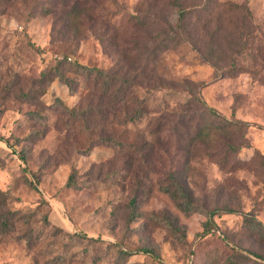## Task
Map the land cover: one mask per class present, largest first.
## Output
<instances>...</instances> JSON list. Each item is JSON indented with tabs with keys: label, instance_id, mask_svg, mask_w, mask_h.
Listing matches in <instances>:
<instances>
[{
	"label": "rangeland",
	"instance_id": "obj_1",
	"mask_svg": "<svg viewBox=\"0 0 264 264\" xmlns=\"http://www.w3.org/2000/svg\"><path fill=\"white\" fill-rule=\"evenodd\" d=\"M167 1L90 0L91 18L78 17L71 25L77 32L65 36L61 12L38 9L17 19L11 7H0V189L12 197L0 209L19 211L15 229L0 228V264H160L136 252L141 247L165 264H229L231 256L258 264L252 252L264 257V50L257 53L262 65L251 72L230 62L214 66L204 60L211 42L203 27L209 9L207 30L221 14L222 42L236 30L228 22L243 14L223 12L218 1L242 5L254 18L246 23L252 44L264 45V0H181L184 7L201 5L189 19L198 46L186 43L184 33L179 46L161 53L153 85L131 86V95L149 104L136 122L127 118L137 108L133 99L109 104L85 72L64 62L68 56L134 75L139 66L128 68L127 47L151 48L162 38L165 21L176 19ZM158 75L164 80L156 90ZM183 79L219 115L244 123L236 134L240 146L223 166L219 154L186 147L170 124H157L191 97L187 86L172 85ZM175 170L187 181L195 212L181 211L160 188ZM133 199L138 216L130 222ZM214 209L212 229L205 230L206 211ZM161 213L178 220L185 238L154 221L152 214ZM114 243L135 253L125 257Z\"/></svg>",
	"mask_w": 264,
	"mask_h": 264
},
{
	"label": "trees",
	"instance_id": "obj_2",
	"mask_svg": "<svg viewBox=\"0 0 264 264\" xmlns=\"http://www.w3.org/2000/svg\"><path fill=\"white\" fill-rule=\"evenodd\" d=\"M89 1L90 0H47L45 2L42 0H0V7H11L17 19L33 17L38 9H43L45 15H55L61 12L63 29L58 31L60 33L63 32L65 36V34H68L70 31L74 34L77 32V25L75 28V26L72 27V24L77 21L78 17L85 15L91 18L88 12L90 7H87L88 4H91ZM94 2H97V0H94ZM218 2L226 9L223 12L230 11L234 14L236 12H241L243 17L232 19L228 22V26H232V28L236 29L235 33H227L226 37L223 38L221 42L218 34H221L225 30L221 21V14L218 13L216 15L218 19L217 26L210 31L206 28L212 24L213 12L210 9L207 11L206 16L208 19L205 20L203 27L207 31L206 36L207 40L211 42V47L208 55L204 56V60L211 62L214 66H217L218 63L230 62L232 68L238 66V71L251 72L250 69L252 70L262 65L263 62L259 63L260 57L258 58L257 53L259 54L261 50H264V45L260 44L254 47V43L252 44L250 40L251 33L248 32L247 28L249 26H247L246 23L248 21L249 24L253 22L254 18L252 17V12L242 5L234 4L226 6L222 1ZM167 5L176 8V19L165 21L166 26L163 28V32L160 33L162 38L158 39V42L151 48L146 44H142L143 46L135 45L127 47L126 55L129 56L130 61V63L128 62V68L131 69L132 65L136 64L139 66V69L134 75L127 76L126 74H117L119 70L113 72L97 67L85 66L75 61L69 62L68 56L64 59V62L70 65H76L80 70L85 72L87 75L86 77L89 78L88 80L93 81L94 88L99 89V97L108 98L109 104L120 100L133 99V102L137 104V108L131 111V114L127 115L130 121L136 122L140 120L148 114L149 109V104L145 96L143 98H138L131 95V91H129L131 86L135 84L143 86L146 84L153 85V78L156 76V65L161 53L170 50L172 47L170 45L171 43H174V46H179L183 42L182 35L184 33H186V43L188 41H193L191 44L196 45L197 42L194 40L196 38L195 36H198L197 30L193 27H189V19L190 16L195 13L196 8L201 5L197 4V7L186 5V7H184L181 0H168ZM59 7L61 8L59 9ZM144 21L139 23L137 28L141 29L142 26H145ZM172 32L174 37L170 35ZM131 62L135 64L131 65ZM239 62L246 65H239ZM153 64L154 67L152 66ZM246 66H248L247 69ZM60 76L62 75L60 74ZM163 80L164 77L160 75L157 76V83L155 85L156 90L159 89L157 87L158 85H163ZM172 85L182 86L184 90H186L187 86L191 90V97L185 102L175 104L173 108L160 115L157 118V124L161 126L165 123L170 124L173 132L186 138V147L191 145L201 150L203 148L206 151L205 153L210 157H216L217 154H219L217 158L223 166L231 159L232 153L240 146L236 134L241 132L244 123L240 120L227 119L225 116L219 115L212 107H208L198 94L194 95V93H198V91H193L196 88L191 85L187 79H183L182 81L174 80ZM154 90V87L148 88L149 92H154ZM243 137V135L240 136L241 139ZM211 147L217 148L219 153L208 151ZM160 188L175 200L177 207L184 213H192L198 209V205L194 201L185 177L183 174H179L178 170H175L174 174L170 177V181ZM0 199L1 208L5 206L6 201L12 199V197L0 189ZM129 208L130 222L135 221L138 216L136 199L130 202ZM216 212H218L217 209L206 211L208 219L205 223V230L212 229L213 217ZM18 215V210H7L3 212L2 209H0V228L6 231L15 229L16 221L19 219V217H17ZM152 218L155 222L165 225L172 234L177 237L185 238L183 227L179 224L178 220L171 215L167 213L152 214ZM139 228H141V226ZM80 237L82 236L80 235ZM114 245L119 247V250L125 257H129L135 253L132 250L120 248L119 243H114ZM140 251L157 259L160 264H165L162 258L153 249L141 247L137 249L136 252ZM252 253L258 257L261 262L263 260L264 263L262 254L258 252ZM260 260H256L255 263L259 264ZM239 261L240 259L238 257L231 256L229 258V264H238Z\"/></svg>",
	"mask_w": 264,
	"mask_h": 264
}]
</instances>
